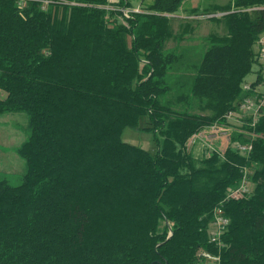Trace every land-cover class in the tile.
<instances>
[{
	"label": "trees",
	"instance_id": "1",
	"mask_svg": "<svg viewBox=\"0 0 264 264\" xmlns=\"http://www.w3.org/2000/svg\"><path fill=\"white\" fill-rule=\"evenodd\" d=\"M133 1L0 0V114L25 112L29 128L24 175L0 178V264H264V108L256 123L227 116L253 94L254 65L251 85L264 81V0L184 9L185 29L224 12L192 63L166 48L185 0L126 15ZM215 123L223 146L190 142ZM219 206L229 222L212 241Z\"/></svg>",
	"mask_w": 264,
	"mask_h": 264
},
{
	"label": "rangeland",
	"instance_id": "2",
	"mask_svg": "<svg viewBox=\"0 0 264 264\" xmlns=\"http://www.w3.org/2000/svg\"><path fill=\"white\" fill-rule=\"evenodd\" d=\"M151 0H134L135 8ZM229 0H185L183 6L175 12V20L172 21V36L166 42V48L177 52H184L185 62L198 61L206 45V37L211 32L224 33L225 24L222 21L205 17V13L187 18L189 25L185 29L184 18L187 17L192 7H200L202 11L211 9L214 4H225ZM207 14V13H206ZM258 65L253 66L252 72L246 76L247 82L256 79ZM28 116L25 112H13L0 114V178L6 177L11 183H18L26 171V163L21 158L16 148L28 135ZM125 141L141 145L145 148L153 147L151 133L125 128L122 132ZM219 142L223 146L224 137H216L213 146Z\"/></svg>",
	"mask_w": 264,
	"mask_h": 264
},
{
	"label": "built area",
	"instance_id": "3",
	"mask_svg": "<svg viewBox=\"0 0 264 264\" xmlns=\"http://www.w3.org/2000/svg\"><path fill=\"white\" fill-rule=\"evenodd\" d=\"M20 4H23L25 0H18ZM43 1V8H45L46 4L48 3V0H42ZM258 7H251L248 8L247 10H252V9H257ZM122 11L127 15L129 12H139L140 7L138 6L137 8H132V9H124L122 8ZM224 14V12H218V13H208L205 14L204 16L207 18H211L213 16H220ZM197 18L199 16H192V18ZM256 49H257V54L259 57V61L262 64L263 67V72H264V32L261 33L260 37L257 40L256 43ZM243 89L247 92H253L251 95H247L243 98L241 104H240V111L239 112H229L228 117L231 119H242L246 113H250L252 116V122L256 123L258 120V117L261 113V109L264 108V81L259 84L258 87L253 88L251 85V82H246L243 84ZM228 129L219 126L218 124H212L211 126L204 128L200 130L199 132L195 133L191 139L190 142H201L204 144H207L208 146H213V140L216 137H224L228 138ZM237 148L242 152L246 153L251 149L250 144H238ZM249 187V180L248 178H244L243 182L240 185V188L236 191L239 192H246ZM228 218L225 215V212L222 208V206H219L216 208L215 213H214V219L212 222L213 230L211 233V240L216 241L225 227L228 224ZM203 256H206L208 258L212 259H217V257L212 256L211 254L204 252Z\"/></svg>",
	"mask_w": 264,
	"mask_h": 264
},
{
	"label": "crops",
	"instance_id": "4",
	"mask_svg": "<svg viewBox=\"0 0 264 264\" xmlns=\"http://www.w3.org/2000/svg\"><path fill=\"white\" fill-rule=\"evenodd\" d=\"M264 110V109H263ZM264 112V111H263Z\"/></svg>",
	"mask_w": 264,
	"mask_h": 264
}]
</instances>
